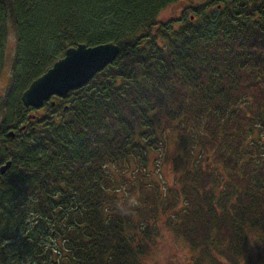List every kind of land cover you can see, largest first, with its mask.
Instances as JSON below:
<instances>
[{
  "label": "trees",
  "instance_id": "1",
  "mask_svg": "<svg viewBox=\"0 0 264 264\" xmlns=\"http://www.w3.org/2000/svg\"><path fill=\"white\" fill-rule=\"evenodd\" d=\"M178 1L0 0V264H144L168 234L190 264H264V0L162 18ZM105 41L86 83L23 105L66 47Z\"/></svg>",
  "mask_w": 264,
  "mask_h": 264
},
{
  "label": "water",
  "instance_id": "2",
  "mask_svg": "<svg viewBox=\"0 0 264 264\" xmlns=\"http://www.w3.org/2000/svg\"><path fill=\"white\" fill-rule=\"evenodd\" d=\"M119 46L113 41L93 45L77 43L65 48L63 54L40 75L35 77L21 92L25 106L39 107L52 95L64 96L69 90L82 86L98 70L102 69L118 53ZM51 100V104H53ZM7 135H13L9 130ZM7 160L0 171L9 165Z\"/></svg>",
  "mask_w": 264,
  "mask_h": 264
},
{
  "label": "rangeland",
  "instance_id": "3",
  "mask_svg": "<svg viewBox=\"0 0 264 264\" xmlns=\"http://www.w3.org/2000/svg\"><path fill=\"white\" fill-rule=\"evenodd\" d=\"M194 2L195 0H180L170 4L161 12V17L164 19L175 18L176 15L179 14L180 8ZM14 45L15 35L10 27L6 37L4 61L0 67V94L3 92L8 82L10 75L9 61L14 51ZM165 178L167 179V176H165ZM170 180L169 175L168 181ZM158 243L159 244L151 250L150 254L146 256L144 264H190L189 256H191L192 251L182 239L168 234Z\"/></svg>",
  "mask_w": 264,
  "mask_h": 264
},
{
  "label": "bare ground",
  "instance_id": "4",
  "mask_svg": "<svg viewBox=\"0 0 264 264\" xmlns=\"http://www.w3.org/2000/svg\"><path fill=\"white\" fill-rule=\"evenodd\" d=\"M117 44V43H116ZM118 45V44H117ZM119 46V45H118Z\"/></svg>",
  "mask_w": 264,
  "mask_h": 264
}]
</instances>
